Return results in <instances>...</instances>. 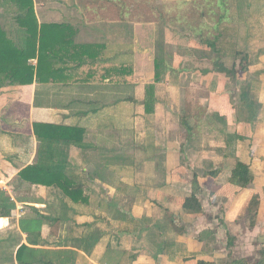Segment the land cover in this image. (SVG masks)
Listing matches in <instances>:
<instances>
[{"label": "crops", "instance_id": "0c3cea01", "mask_svg": "<svg viewBox=\"0 0 264 264\" xmlns=\"http://www.w3.org/2000/svg\"><path fill=\"white\" fill-rule=\"evenodd\" d=\"M33 3L39 25L50 26L38 38L42 62L30 61L32 84L0 89V190L16 203L0 231L21 235L17 248L72 251L75 264L259 260L264 0ZM17 18L13 5L0 7L16 43ZM37 126L67 128L39 132L55 133V160L80 202L55 186L20 184L40 158L53 163ZM239 164L253 177L247 187L233 181ZM192 196L200 210L184 208ZM31 212L57 220L43 227L41 246L19 226Z\"/></svg>", "mask_w": 264, "mask_h": 264}, {"label": "trees", "instance_id": "16d2710c", "mask_svg": "<svg viewBox=\"0 0 264 264\" xmlns=\"http://www.w3.org/2000/svg\"><path fill=\"white\" fill-rule=\"evenodd\" d=\"M0 7H15V13L18 14L16 21L17 26L23 31V36L16 43L12 41L7 32L0 26V89L7 85L6 81L12 80L10 85H29L34 82L35 68L30 64L34 58L39 59V64L42 62L43 46L41 34L46 25H39L34 11L33 0H3L0 2ZM229 76L235 72L227 70L224 67L219 69ZM160 80L159 65H156V81ZM153 86H150L152 88ZM42 128L45 132L46 128L57 132V136H61V132L67 128L52 127V126H37L36 134L39 141L43 144L42 154L51 157L52 164H46L45 160L40 158L39 161L32 166H28L20 173V184L41 185L45 187H57L61 189L67 198L75 203L80 202L81 192L75 189L76 184L68 181L65 177L66 166H63L61 161L55 160L52 145L55 141L54 135L45 137L40 134ZM56 138H59L57 137ZM253 180L250 175L249 168L246 165L239 164L234 172V183L241 184L242 187H247ZM16 208L15 201L6 193L0 190V217L9 218L12 211ZM186 210H200L201 205L195 196L188 198L184 204ZM57 221L54 217L42 216L39 212H33L32 216L25 217L20 220L21 232L27 235L28 244L32 246H41L42 230L47 224H52ZM231 245V244H230ZM260 259L254 263H249L246 260H235L229 264H264V249L260 251ZM77 254L68 250H44L33 248L25 244L19 246L15 257L13 252L10 261H3L2 264H75ZM15 259V260H14ZM7 260V259H6ZM15 261V262H14ZM200 264H204L200 262Z\"/></svg>", "mask_w": 264, "mask_h": 264}, {"label": "rangeland", "instance_id": "374dc122", "mask_svg": "<svg viewBox=\"0 0 264 264\" xmlns=\"http://www.w3.org/2000/svg\"><path fill=\"white\" fill-rule=\"evenodd\" d=\"M2 187H4V185ZM44 210L45 209H42V212ZM40 212H41V210H40ZM44 212L50 213V210L46 209ZM22 215H23V210L21 209L18 217L21 218ZM16 230H17V228H16ZM10 232L11 231H4V230L0 231V256L2 255L1 252H4L8 256L9 255V253H7L8 250L10 252L17 253V250H16V249H18L17 248V243H21L22 244V236L21 235H17V237H15L14 236L15 234H12ZM57 232H58L57 234H59L61 232V229L59 231H57ZM49 233H51V232L49 231ZM1 258L2 259H0V264H2V260L4 259L3 257H1Z\"/></svg>", "mask_w": 264, "mask_h": 264}]
</instances>
